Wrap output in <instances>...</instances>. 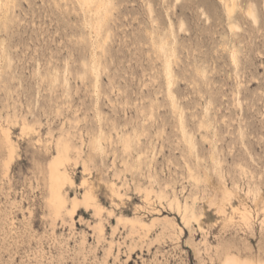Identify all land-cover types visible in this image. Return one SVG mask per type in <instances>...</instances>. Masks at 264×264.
Listing matches in <instances>:
<instances>
[{
	"label": "rangeland",
	"instance_id": "374dc122",
	"mask_svg": "<svg viewBox=\"0 0 264 264\" xmlns=\"http://www.w3.org/2000/svg\"><path fill=\"white\" fill-rule=\"evenodd\" d=\"M238 3L231 29L220 0H111L99 30L78 0H0V128L17 146L7 171L0 138V264L264 260V0ZM66 139L80 202L54 220L43 184Z\"/></svg>",
	"mask_w": 264,
	"mask_h": 264
},
{
	"label": "bare ground",
	"instance_id": "6f19581e",
	"mask_svg": "<svg viewBox=\"0 0 264 264\" xmlns=\"http://www.w3.org/2000/svg\"><path fill=\"white\" fill-rule=\"evenodd\" d=\"M78 1L81 2L83 7L90 9V10L98 11V17L96 18L97 24L95 27H96V29L100 30L102 28V26L105 24V22L107 21V17L109 16L111 0H78ZM220 1L224 4L225 9L229 15L231 29H236L237 27L239 28V25L234 20V12H235L237 6L239 5V3H238L239 0H220ZM246 12L253 19V21H255V22L258 21L259 16L257 15V12H256L253 5L250 4L247 7ZM93 25H94V23H93ZM182 26H184V24ZM182 26H181V28H182ZM108 36H107V39H108ZM94 48H95V46H94ZM160 48L164 52L167 51L166 44L164 42L161 44ZM235 53L236 52L232 53L234 62L237 59V55H236L237 53L236 54ZM166 61L168 62V64H167L168 75L167 76L169 79V83L172 84L173 78H172L171 67H170L171 66L170 65L171 60L167 59ZM85 65H87V64L85 63ZM93 66H94V64H93ZM95 68H96V66H95ZM97 73H99V72H97ZM171 84H169V85L171 86ZM169 94L170 95L173 94V91L171 88H169ZM181 123H183V122H181ZM183 126H184V123H183ZM181 129H183V128H181ZM183 134H184V132H183ZM0 138L7 145V155H6L5 160H4V165H5L6 170L8 171L10 166H11L12 161L16 157L17 146L13 142V139L11 137L10 128H8V127H1L0 128ZM101 138L102 137L100 136L98 138H95L94 140L92 139L93 140L92 145H93L94 149H96V150L101 149L102 150ZM184 139H185V135H184ZM188 141L191 145H193L192 139H188ZM188 141H185V142L188 143ZM132 142H133V139L129 135H127L124 138V148L126 150L130 149L129 151H132L133 149H131V148H133L132 145L134 144ZM58 144H60V145L59 146L57 145L58 147H57L56 153L49 151V154L51 156L48 160V166H47V171H46L47 173H46V177L44 178L45 184H43V185H44L45 189L42 188L44 190V192L47 193V199H48L47 202L50 206L51 214H52L54 220H56L58 217L62 216L64 211H66L68 214L73 216L75 211H76V207H78L77 204H78V202H80L78 197H74L73 201H72V203H73L72 207L69 206L67 187L74 185V178H73L71 171L69 170V166H68L69 165L68 163L70 160L71 143L69 142L68 139H66L65 141L62 140V142H58ZM215 154H213V155H215ZM83 182L85 183L86 181H83ZM84 183H83V185H85ZM91 189L92 188L85 189V191L83 192L82 201L85 203V205L92 206L95 209L96 214L98 213L101 215L104 207L100 203V201L98 200V197L95 194V192H93ZM228 191H230V190H228ZM171 204L176 205V207H177L179 213L182 215V219L186 223V225H190L192 219H194V218L198 220L197 214L194 212V210H192L193 206L191 204H189L188 201H186L184 205L183 204L181 205L180 201L178 200V197L176 195H174V198L171 200ZM79 205H80V203H79ZM251 216L252 215H251L250 210H248V209H245V210L241 209L240 210L241 220H243L245 222V224L249 223ZM131 222L133 225L139 224L140 227L144 230H146V228L149 227L148 223H146L145 221L140 220L138 218H131ZM98 227H99V232L100 233L103 232L104 225H103L102 221L99 222ZM221 264H264V260H261V259H259V260H244L238 256H235L233 254L228 253V254L224 255Z\"/></svg>",
	"mask_w": 264,
	"mask_h": 264
}]
</instances>
